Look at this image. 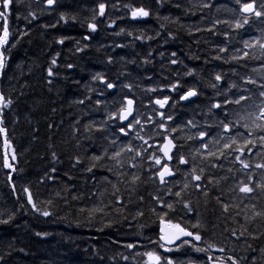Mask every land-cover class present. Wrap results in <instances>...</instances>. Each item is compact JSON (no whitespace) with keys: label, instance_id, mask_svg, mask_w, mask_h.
<instances>
[{"label":"trees","instance_id":"16d2710c","mask_svg":"<svg viewBox=\"0 0 264 264\" xmlns=\"http://www.w3.org/2000/svg\"><path fill=\"white\" fill-rule=\"evenodd\" d=\"M250 2L261 15L240 12ZM0 12V264H264V0ZM166 137L175 177L161 184ZM162 223L191 239L164 252Z\"/></svg>","mask_w":264,"mask_h":264},{"label":"water","instance_id":"95a60500","mask_svg":"<svg viewBox=\"0 0 264 264\" xmlns=\"http://www.w3.org/2000/svg\"><path fill=\"white\" fill-rule=\"evenodd\" d=\"M251 5H253L254 11H249L246 12L244 11V7L241 9V12L243 15H254L256 12V4L254 2L249 3ZM49 6H52L53 4H48ZM248 5V4H247ZM112 88V87H111ZM195 95H191L189 96L188 94L186 95L187 98H183L182 102H185L191 98H193ZM129 101H131V104H129ZM159 102V103H158ZM126 108L123 112H121L120 115V119L121 122L123 124H127L129 123L132 118L134 117V113H135V101L131 98H128L126 101ZM169 103V100H163V101H156V104L162 109H165V105ZM128 130L131 132L132 131V127L130 126L128 128ZM226 131H228V128L226 129ZM174 149H175V144L171 139H167L164 144L161 147V154L164 157L165 161L168 163L172 162V155L174 153ZM167 168L168 172H165L164 176H163V180L161 179L160 173L164 171V169ZM164 169L159 173L158 177L159 180L161 182H163L165 179H169L172 178L174 176V174L170 171V169L168 167H164ZM170 173V174H169ZM195 183H198L200 181V179H197V177L194 178ZM161 234L163 235V237L161 238L162 244L166 247H175L178 246L179 244H181L184 241H187L188 239H190L188 235H184V230L183 232L179 229H173V228H169L165 225L161 226V230H160Z\"/></svg>","mask_w":264,"mask_h":264},{"label":"snow or ice","instance_id":"6c2138e0","mask_svg":"<svg viewBox=\"0 0 264 264\" xmlns=\"http://www.w3.org/2000/svg\"><path fill=\"white\" fill-rule=\"evenodd\" d=\"M10 2H11V0H5V7H6ZM54 2H55V0H48V3H49L50 5L53 4ZM244 11H246V12L254 11L253 5H251V4L245 5V6H244ZM103 12H104V6L101 5V8H100V13H101V15H103ZM137 14H139V15H141V16H147V15H148V13H147L146 11H144L143 9L138 10V13H133L134 16H136ZM0 15H6V14L3 13V12H0ZM255 15L259 16V15H261V13H260V12H255ZM93 30H94V26H93ZM3 35H4V38H3L2 40H0V45L5 44V43L7 42L8 31H7L6 28L4 29V33H3ZM61 42H62V41H61ZM53 63H55V61H53ZM4 66H5V56H4V53H3V52H0V70H2V69L4 68ZM49 75H51V72H49ZM217 79H219V77H217ZM109 86L111 87V85H109ZM188 95H189V96H191V95H195V93H194V92H189ZM185 98H187V97H185ZM7 103L10 104L11 101L9 100ZM158 103H159V102H158ZM237 103H239V101H237ZM129 104H131V101H129ZM0 106H6V105H4V97H3V96H0ZM217 107H218V105H217ZM262 115H264V113H262ZM2 131H4V129L0 128V132H2ZM262 139H264V138H262ZM156 162H157V163H160L159 160H157ZM245 167H247V165H245ZM165 172H168V169H167V168H165L164 171L160 173V176H161V179H162V180H163V176H164ZM169 174H170V173H169ZM197 179H199V177H197ZM241 191H244V192H251L252 189L249 188V187H244V188L241 189ZM29 199H31L30 196H29ZM44 215H48V213H44ZM181 231L183 232V229H181ZM184 235L191 236L192 233H190V232H184ZM194 238L197 239V240L200 239V237H199L198 235L195 236ZM150 255H151V254H150ZM155 259H156L157 261H159V257H155ZM169 264H171V262H169Z\"/></svg>","mask_w":264,"mask_h":264},{"label":"flooded vegetation","instance_id":"af4514ba","mask_svg":"<svg viewBox=\"0 0 264 264\" xmlns=\"http://www.w3.org/2000/svg\"><path fill=\"white\" fill-rule=\"evenodd\" d=\"M133 133V132H132ZM143 133H146V135L148 136L149 134H151V131L148 133L146 130H143ZM147 136H144V135H141V136H139V139H140V141L141 142H146V138H147ZM167 138H171V137H166L165 139H164V141L162 142V144L161 143H156L155 145H154V148L155 149H157V150H159L160 151V155H161V147H162V145L164 144V142H165V140L167 139ZM172 139V138H171ZM176 145V144H175ZM161 157H162V155H161ZM176 159V158H175ZM174 159V160H175ZM174 160H173V163L172 164H174ZM184 161V162H183ZM162 162H163V160H161L160 161V163L159 164H162ZM179 163L180 164H184L185 163V160L184 159H179ZM164 166V165H163ZM162 166V167H163ZM172 169V168H171ZM168 252V251H167Z\"/></svg>","mask_w":264,"mask_h":264},{"label":"bare ground","instance_id":"6f19581e","mask_svg":"<svg viewBox=\"0 0 264 264\" xmlns=\"http://www.w3.org/2000/svg\"><path fill=\"white\" fill-rule=\"evenodd\" d=\"M49 4V3H48ZM53 5H54V3H53ZM53 5L52 6H49L48 5V8H52L53 7ZM112 88L111 89H113L114 87L113 86H111ZM121 124L124 126L125 124H123L122 122H121ZM125 135H127V134H125Z\"/></svg>","mask_w":264,"mask_h":264},{"label":"rangeland","instance_id":"374dc122","mask_svg":"<svg viewBox=\"0 0 264 264\" xmlns=\"http://www.w3.org/2000/svg\"><path fill=\"white\" fill-rule=\"evenodd\" d=\"M183 243V242H182Z\"/></svg>","mask_w":264,"mask_h":264}]
</instances>
